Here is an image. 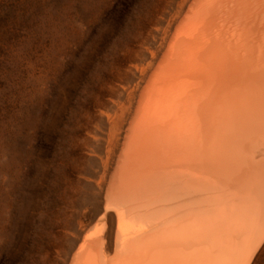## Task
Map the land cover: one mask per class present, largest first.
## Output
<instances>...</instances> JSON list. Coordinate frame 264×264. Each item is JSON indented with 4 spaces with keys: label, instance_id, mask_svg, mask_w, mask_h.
Here are the masks:
<instances>
[{
    "label": "bare ground",
    "instance_id": "1",
    "mask_svg": "<svg viewBox=\"0 0 264 264\" xmlns=\"http://www.w3.org/2000/svg\"><path fill=\"white\" fill-rule=\"evenodd\" d=\"M131 48L47 264L258 263L264 0H164Z\"/></svg>",
    "mask_w": 264,
    "mask_h": 264
},
{
    "label": "rangeland",
    "instance_id": "2",
    "mask_svg": "<svg viewBox=\"0 0 264 264\" xmlns=\"http://www.w3.org/2000/svg\"><path fill=\"white\" fill-rule=\"evenodd\" d=\"M163 2L0 0V264L49 263L70 180L99 164L89 144Z\"/></svg>",
    "mask_w": 264,
    "mask_h": 264
}]
</instances>
